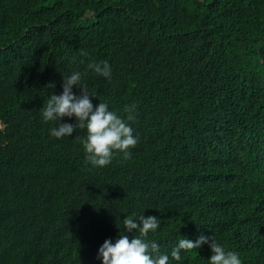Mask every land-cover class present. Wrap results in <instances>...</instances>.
Wrapping results in <instances>:
<instances>
[{"label":"trees","instance_id":"obj_1","mask_svg":"<svg viewBox=\"0 0 264 264\" xmlns=\"http://www.w3.org/2000/svg\"><path fill=\"white\" fill-rule=\"evenodd\" d=\"M80 50L113 67L87 78L101 100L137 105L131 158L102 169L39 114ZM263 154L264 0H0V264H102L144 210L165 250L204 234L264 264Z\"/></svg>","mask_w":264,"mask_h":264},{"label":"clouds","instance_id":"obj_2","mask_svg":"<svg viewBox=\"0 0 264 264\" xmlns=\"http://www.w3.org/2000/svg\"><path fill=\"white\" fill-rule=\"evenodd\" d=\"M87 57L88 53L80 50L70 58L71 64L84 65V70L75 69L67 75L62 73V93L57 95L51 91L44 97L39 114L43 124L52 125L48 128L49 139L62 141L78 132L71 140L81 146L85 165L102 169L109 166L116 156L131 158L132 150L139 143V136L132 126L137 120V105L125 104L119 110L101 100L88 86L87 78L92 75L111 84L113 67L107 60L86 62ZM55 87V83H49L46 89ZM74 88L79 90V94L74 92ZM96 98L100 103L94 105ZM65 118L75 119V123H62ZM144 212L125 214L122 219L117 217L119 238L115 242L107 239L99 248L97 258L102 260V264H184L187 254L199 251L204 245L211 250L207 264H243L240 254L226 248L215 236L201 234L193 241L179 235L170 250L163 249L156 239L161 228L159 218L146 216Z\"/></svg>","mask_w":264,"mask_h":264}]
</instances>
